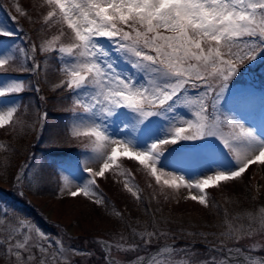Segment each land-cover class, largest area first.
<instances>
[{
	"label": "snow or ice",
	"instance_id": "snow-or-ice-1",
	"mask_svg": "<svg viewBox=\"0 0 264 264\" xmlns=\"http://www.w3.org/2000/svg\"><path fill=\"white\" fill-rule=\"evenodd\" d=\"M45 4L44 23L66 25L70 31H61V35H66L68 42L54 48L53 43L59 40L54 37L33 45L31 51L55 52L58 71L68 79L55 84L54 90L63 88L72 93V107L66 109L72 113L70 134L89 138L84 164L99 165L97 170L84 168L88 178L70 192L72 197L83 195L96 204L105 203L95 190V178L104 177L120 157H126L143 166L161 193L165 188L183 187L190 193L195 189L198 194L186 198L209 207L206 189L235 181L252 165H264V133L223 111V106L230 103L226 97L231 94L234 79L242 75L240 66L264 55V0H45ZM12 35L0 26V38ZM18 51L24 52V61H31V67L22 62L17 71H34L37 75L43 71L34 56L23 49ZM17 59L14 54L0 56V70L7 71L10 62ZM120 63L130 66L134 74L120 69ZM25 90L21 80L0 83V129L24 126L17 115L21 106H4V98L19 96ZM35 90L40 91L39 87ZM182 108L190 115H182ZM112 125L124 129L130 126L133 135L115 137L109 131ZM225 128L229 130L227 138ZM209 140L218 141L202 149L212 155V174L188 179L181 169L193 153L182 150L174 154L172 150L197 144L187 142ZM161 146L168 147L165 150ZM225 155L230 157L231 167L226 166ZM167 157H172V169L165 167ZM16 179L20 182L22 177ZM124 188L143 203L142 190H134L127 182ZM151 198L156 199L155 191ZM247 219V226L241 224L221 233L223 239L239 242L250 238L258 230L256 225L264 230V208L255 215L247 213ZM6 221L7 212L0 216V224ZM32 228L21 219L0 238V246H6L4 250L14 258V264H32L37 259L33 248L46 253L44 246L32 239ZM35 231L41 237L47 236L38 227ZM138 235L148 245L169 234L145 230ZM47 242L51 247L53 242ZM55 244L60 245L58 252L66 251L59 239ZM129 247L136 250L139 245ZM159 252L173 253L174 247L166 246ZM140 260L142 264H154L152 259ZM39 264H46L45 259L41 258ZM165 264L195 262L169 258ZM213 264L233 261L225 256ZM249 264H264V260H249Z\"/></svg>",
	"mask_w": 264,
	"mask_h": 264
},
{
	"label": "rangeland",
	"instance_id": "rangeland-1",
	"mask_svg": "<svg viewBox=\"0 0 264 264\" xmlns=\"http://www.w3.org/2000/svg\"><path fill=\"white\" fill-rule=\"evenodd\" d=\"M31 4V9L34 12H39L41 14V21H32V19L27 17V13L30 12L27 10V7ZM46 7L45 0H0V17H3L7 22L6 25L0 26L13 33L12 36L0 38V56L14 54L19 58L10 62L7 71L0 70V83L9 80L24 81L27 87L25 92L29 91L30 95L33 97L35 95L36 97H34V99L36 98V101L39 104L31 118H26L24 116L26 114L25 112L23 115H20L19 112L17 113L20 119L24 122L23 127H17V129L12 130L9 126H6L3 130H9L11 132L17 130L28 133L33 127L34 131L31 133L35 137H38V140L42 137L41 134L44 130L45 123L48 122L50 124L52 122L51 118L59 122L62 120V123H64L69 134V126L72 123V113L70 111H68L69 118H67L66 121L64 120L67 116L66 114L64 115L67 107L62 110L60 115L53 116L55 113H47L43 106L46 102V97L53 98V94L57 90H54L53 86L60 83L62 80L66 81L68 77L64 75L62 71H58L60 65L55 59V52L41 53L37 51L36 53H32V46H38V44L40 45L44 41H50L53 40L54 37H59V40L53 43V47L58 48L61 44H66L68 42L67 36L61 35V31L65 33L70 31L67 29L66 25L60 26L53 23H49V25L40 24L43 22L44 15L41 13V10L45 11ZM1 8L3 10L7 9V16L2 13ZM0 24L2 23L0 22ZM40 25L43 26L36 32V29ZM42 31H45L46 35L42 34ZM20 49L26 50L41 64L43 71H41L39 75L34 71L20 72L16 70L22 62L25 64V67H31V61H24V52L18 51ZM118 66L120 69H127V71L133 72L134 74V70L125 63H120ZM56 69L59 74L57 75L58 79L56 73H54V70ZM240 72L242 75H239L234 79L231 94L226 97L230 103L223 106V111L227 115L234 116L239 122L255 128L258 132L264 133V55L258 58L257 61L245 62V64L240 66ZM245 74L249 75V79L245 77ZM37 87L40 89L39 92L35 90ZM61 92L64 98L68 100L69 106L72 107L70 99L72 93L63 88H61ZM26 96L29 97V95ZM41 96L44 97L43 100L41 99ZM20 98L21 95L4 98V106H8L10 103L19 105ZM56 99L57 98H53L52 100L56 101ZM179 111H181L184 116L190 115L189 110L186 108H182ZM50 125L51 130L49 134L58 133V127H55L53 130L52 124ZM3 130H0V134L1 131L4 133ZM109 131L118 138H130L133 135L130 126L129 128L124 129L122 125H112L109 128ZM228 132L229 130L225 128V138H227ZM73 137L79 145L76 149V151H78L77 154H72V156L59 153L52 154L50 152L48 154V150H45L44 146H40L42 150H37V146L34 144L33 150L31 151L30 149L28 151L26 154V160L16 172L14 178L15 183L9 184L5 182L0 185V187H3L4 189H10L11 197L14 200L21 202L22 206H20V209L23 210L22 217L18 219L16 224L4 228L6 231H11L13 227L18 225L21 219L26 220V222H29L33 226L30 231L32 239L34 241L38 240L47 251L46 253H41L38 249L33 248L32 251L37 259L33 261L32 264H39L41 258L45 259L46 264H121L123 262L133 263L134 261L139 260L140 257H144L149 253L151 249L146 250L145 244L143 243L127 242L125 235L130 232H123L118 230L119 228L115 229L118 223L116 218L113 217V214L111 215L109 211L106 210L101 211L99 209L101 212L98 211L94 208L93 205L95 203L92 199L84 197L83 195L77 197H72L70 195L71 191L76 190L78 184L83 183L85 179L88 178V173L84 171L85 167H91L93 170H97L99 167L96 163L84 164L85 155L87 154L86 146L90 143L89 138L86 136H79L77 138L75 136ZM187 143L197 144H185L183 149L178 146L172 150L174 154L182 150L191 151L193 153L191 158L186 161L185 167L181 169V171L186 173L187 178L190 180L196 178L203 179L205 175L212 174V172L209 171L210 168H215L212 155L208 152L202 151V149L206 146L218 144V141L209 140L207 142ZM167 147L168 146H161V148L165 150ZM45 158H49L50 164H54V167L60 173L58 177L61 179V185L59 194L56 198H50L45 194L40 195L41 192H36L40 189L38 181H36L35 184L32 182V179L37 176L40 162L42 163ZM171 159L172 157H167L164 160L165 167L168 169L173 168V165L170 163ZM224 160L227 167L232 166L231 163L228 162L230 160L228 155L224 156ZM132 162H137V165L134 168L130 166ZM124 174L126 177L123 176ZM245 174H250V177H246L244 182L239 185L238 183L235 184V187L227 186L226 188L230 189L231 194L243 193L246 188L242 187V185L244 183H251L253 185V198L255 201L259 200L264 191V165H252L242 175ZM108 175L114 180L113 185L118 182V185H116L118 188L124 187L125 182H127L134 186V190L139 187V185L138 183L133 182L132 179H139V183L143 184L149 181L150 178H153L146 172L143 166L139 165L138 161L130 160L126 157H120L117 161V165L106 172L104 177H96L95 179L97 182H105V180L107 181ZM115 175L121 179L118 180ZM17 176L22 177L20 182H17ZM129 176L132 179L127 178ZM23 178L27 182V192L24 189ZM226 182H221L219 186L206 189L207 195L210 193V190H215L216 192V190L225 188L224 185L227 184ZM110 186L111 184H109V187L101 188H105L106 191L109 192ZM156 187L160 188L159 185ZM21 193H23V195H21ZM163 194L167 197L166 201L169 202V205L178 210L186 207L193 208L196 213L206 210V207L186 198L191 194H198V191L195 189L190 193L183 187L179 190L165 188ZM261 201H264V199ZM226 203H228V201ZM27 207H29V210L35 214L38 213V215L41 216L43 220L42 223L37 225L31 222L27 214ZM229 207L231 210L234 209L231 206ZM240 207L241 206L236 205V208ZM261 208H264L263 202H259L256 206L255 214H258ZM204 215H206V218L208 219V214L204 213ZM245 218H247V216H245ZM245 218L244 221L246 220ZM206 221L210 223L211 219ZM41 224L42 226H40ZM202 226L207 227L205 223H203ZM37 227L42 233L47 234V236L41 237L35 231V228ZM256 227L258 230L252 237L241 239L239 241L240 245L237 244L232 248L234 251L239 250L237 251L239 253H250V255H244V257L247 258L246 261L248 263L249 260H264V230H259V225H256ZM24 231L29 230L21 229V232ZM49 239L53 242L51 247L48 246L47 241ZM57 239L62 242L63 248L66 249V251H57L60 248V245L55 244ZM100 242L111 247L106 248ZM132 244H138L139 247L136 250H132L129 247ZM117 245H122L123 248L117 247ZM173 247V253L161 252V254L154 256L152 258L154 264H165L169 258H172L175 261L191 260L194 262L213 264L214 260L219 261L225 257L224 255L204 253L202 250L191 245H176ZM71 249H76L78 251L72 252ZM79 253L84 254L81 255ZM228 256H230L231 259L236 257L231 254H228ZM232 261L233 264H244L240 259H232ZM4 264H14V258L7 257Z\"/></svg>",
	"mask_w": 264,
	"mask_h": 264
},
{
	"label": "trees",
	"instance_id": "trees-1",
	"mask_svg": "<svg viewBox=\"0 0 264 264\" xmlns=\"http://www.w3.org/2000/svg\"><path fill=\"white\" fill-rule=\"evenodd\" d=\"M42 26L43 25L38 26L36 32L40 30ZM42 34L46 35V32L42 31ZM54 73L57 74V69L54 70ZM23 94L19 101V105L21 106L19 114L23 115L25 112L26 114L24 116L26 118H31L39 104L36 101L37 99H34V97H36L35 95L34 97L26 96L30 95L29 91H26ZM45 101L46 102L43 106L46 112L55 113L53 116L60 115L62 110L66 108L65 100L63 101V105L60 104L59 101H53L50 97H47ZM51 120L52 122L50 124H52V129L54 130L55 127H58V133L49 134L51 125L46 122L41 134L42 137L39 140L38 137H35L31 133L34 131L33 127L28 133L17 130L11 132L9 130L4 131L3 129H0L4 131V133L1 131L0 134V146H2L0 147V185L5 182L9 184L15 183V179H12L13 175L16 174L26 160V154L28 151L30 149L31 151L33 150L34 144L37 146V150H42L40 146H44V149L48 150L47 152L54 151L55 153L70 156L78 153L76 149L79 145L76 143L75 138L69 134L64 123H62V120H60V122L53 120L52 118ZM136 165L137 162H132L130 164L132 168ZM48 173L49 170L46 169V175H44L45 178L41 182H38L40 189L36 192H41L40 195L45 194L50 197H55L57 194L56 192L45 189L46 186L49 187L50 185H53L49 183L55 181L54 178L48 176ZM245 175H242L235 181H227V184L224 185L225 188L221 190H216V192L215 190H210V193L207 195L209 207H206L205 211L199 213H196L193 208L186 207L178 210L169 205V202L165 199V195L160 192V188L156 187L155 179L150 178L149 181L141 184L139 183V179L134 180L130 176L127 178L138 183L139 189L142 190L141 196L143 198V203L137 202V200L132 197L124 187L118 188L116 186L118 185V182L113 185L114 180L108 175L107 181H96L98 187L95 188V190L102 195L105 203H95L93 206L98 211L106 210L109 211L111 215L113 214V217L116 218L118 223L115 229L119 228L118 230L123 232H130L125 235L127 242H137L142 244L138 234L145 230H156L167 232L169 234L158 240L154 239L151 244L145 245L146 250L153 249L163 243H169L174 240L182 241L181 244L200 242L202 244L212 245L220 250L222 248L224 250L232 249L237 244L240 245V243L233 240H224L221 233L227 232L230 227H236L241 224L247 226L249 223L248 219L245 218L247 213L250 212L255 215L256 206L259 202L264 203V201H261L264 199V191L260 197L261 200H254L252 194L253 185L251 183H244L242 185V187L246 188L243 193L231 194L230 189L226 188L227 186L235 187V184L238 183L239 185L244 182L246 177H250V174ZM115 176L118 180L121 179L118 178L117 175ZM123 176L126 177L125 174ZM37 178L38 177H36L33 182L34 184L36 183ZM109 184H111L109 192H107L105 188H101L109 187ZM149 184L152 185V188H149ZM154 191L156 193L155 200L151 198ZM227 201L228 203H226ZM236 205L241 207L236 208ZM20 206H22L21 202L14 200L11 197L10 189L0 187V216H3L4 213L7 212V221L4 224H0V238L8 232L4 227L16 224L18 219L22 217L23 210L20 209ZM229 206L234 209L231 210ZM117 213H119V215H117ZM204 213L208 214V219H211L210 223L206 221L208 219ZM244 218L246 219L245 221ZM203 223H205L207 227H203ZM133 229H135V233L133 232ZM189 233H192L193 235H188ZM195 248L202 250L204 253H212L211 250L203 246H195ZM6 258L7 256L5 255L4 261ZM4 261L2 264H4Z\"/></svg>",
	"mask_w": 264,
	"mask_h": 264
},
{
	"label": "bare ground",
	"instance_id": "bare-ground-1",
	"mask_svg": "<svg viewBox=\"0 0 264 264\" xmlns=\"http://www.w3.org/2000/svg\"><path fill=\"white\" fill-rule=\"evenodd\" d=\"M38 46H39V44H38ZM57 75H59L58 74V72H57V74H56V76ZM57 79H58V76H57ZM53 98H57L56 99V101L58 102L59 101V103L60 104H62L63 105V101L65 100V98H64V96L62 95V92H61V89H57L56 90V92L53 94ZM58 96V97H57ZM29 97H32L31 95H29ZM47 98V97H46ZM51 98V97H50ZM53 98H51V99H53ZM15 175L16 174H14L13 175V178L12 179H14L15 178ZM35 179H36V176H35V178L34 179H32V182H34L35 181ZM23 183H24V189L26 190V192H27V190H28V186H27V182H26V180L23 178ZM49 184H53V185H50L49 187H45V189H49V190H51V191H54V192H56L57 194H56V196L58 195V192H59V187H58V185H57V183L54 181V182H51V183H49ZM34 192V191H33ZM49 196V195H48ZM56 196L55 197H50V198H56ZM30 208L29 207H27V214H28V217L30 218V220H31V222L32 223H35V224H40V223H42V218H41V216L40 215H38V213H34V212H32L31 210H29ZM41 220V221H40ZM40 226H42V224L40 225ZM172 242H174L175 244H174V246H176V245H190V244H193V246H203V247H205V248H207V249H209V250H211L212 251V253H210V254H212V255H224V252H226V251H222V250H220V249H218V248H216V247H214V246H212V245H208V244H202V243H200V242H189L188 244H181L182 243V241H180V240H174V241H171V242H169V243H172ZM164 244H167V243H163L162 245H160V246H157V247H154L153 248V250L154 249H156V248H159V247H161V246H163ZM4 247H6V246H0V264H2V262L4 261V256L6 255L7 257H9L7 254H6V251L4 250ZM162 248H164V247H162ZM219 251V252H218ZM228 254H230V253H228ZM228 254L227 255H224V256H228ZM232 259H240V260H242L243 261V263L244 264H249L247 261H246V258L244 257V258H241V257H238L237 255H236V257H234V258H232ZM141 260L139 259V260H136V261H134L133 263H129V262H123V263H121V264H139V262H140ZM209 264V263H205V262H195V264ZM114 264H116V263H114Z\"/></svg>",
	"mask_w": 264,
	"mask_h": 264
},
{
	"label": "water",
	"instance_id": "water-1",
	"mask_svg": "<svg viewBox=\"0 0 264 264\" xmlns=\"http://www.w3.org/2000/svg\"><path fill=\"white\" fill-rule=\"evenodd\" d=\"M248 78V76H246ZM175 243L172 242V243H169V244H164L163 246L159 247V248H156L154 250H152L150 253H148L144 258L145 259H151L155 254H157L158 250L162 249V247H172ZM228 252H224V255H227ZM230 254L232 255H237L238 257H241V258H244V255H241V254H238L237 252L235 251H232ZM139 264H142V261L139 262ZM202 264V263H201Z\"/></svg>",
	"mask_w": 264,
	"mask_h": 264
}]
</instances>
